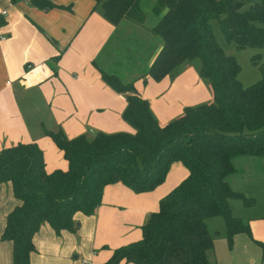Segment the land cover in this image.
<instances>
[{
    "label": "trees",
    "instance_id": "1",
    "mask_svg": "<svg viewBox=\"0 0 264 264\" xmlns=\"http://www.w3.org/2000/svg\"><path fill=\"white\" fill-rule=\"evenodd\" d=\"M28 1L39 8L54 5L51 0ZM140 1L94 0V9L113 25L124 19L142 26ZM246 1L156 0L152 6L157 20L150 31L162 46L145 74L159 81L197 59L199 75L213 92L211 102L185 107L179 117L160 125L133 82L101 72L111 88L125 93L122 117L134 132L96 131L69 138L59 124L41 123L42 133L68 163L67 169L51 172L45 170L43 152L34 141L0 150V184L9 182L18 201L0 235L12 243L11 264H31L33 236L41 224L57 233L73 231L76 213L96 212L104 186L120 182L136 193L151 191L175 161L188 169L187 177L161 197L158 209L141 226L140 239L114 249L103 264H216L208 258L213 240L206 225L214 216L223 218L229 248L236 234L251 236L248 222L233 214L230 200L249 206L255 199L235 190L227 178L237 170L234 158L264 159V63L260 79L243 86L236 58L224 52L211 25L216 19L224 39L237 50L261 49L264 0L244 8ZM256 243L264 255V242Z\"/></svg>",
    "mask_w": 264,
    "mask_h": 264
},
{
    "label": "crops",
    "instance_id": "2",
    "mask_svg": "<svg viewBox=\"0 0 264 264\" xmlns=\"http://www.w3.org/2000/svg\"><path fill=\"white\" fill-rule=\"evenodd\" d=\"M51 2L53 6L39 8L28 0H0V12L6 11L0 16V150L34 141L43 152L45 170L51 172L67 169L68 163L52 139L42 133L41 123L47 127L59 124L69 138L89 129L134 132L122 117L125 93L111 88L101 72L133 82L160 125L179 117L185 107L213 100L211 86L199 75L196 62L183 64L174 76L159 81L145 74L162 46L150 31L153 25L138 26L124 19L113 25L94 9V0ZM187 175L188 169L175 161L165 180L151 191L136 193L120 182L104 186L94 214H75L79 224L75 230L57 233L49 224H41L33 236L30 263L103 264L114 249L140 239L141 226L158 209L161 197ZM17 202L11 184L1 183L0 235L7 213ZM243 206L236 216L248 222L251 236L236 234L228 254L221 249L220 258H216L213 242L208 254L211 262L264 264L256 243L264 242V213H257L255 204ZM11 250L12 243L0 239V264H11ZM119 264L133 263L122 260Z\"/></svg>",
    "mask_w": 264,
    "mask_h": 264
},
{
    "label": "rangeland",
    "instance_id": "3",
    "mask_svg": "<svg viewBox=\"0 0 264 264\" xmlns=\"http://www.w3.org/2000/svg\"><path fill=\"white\" fill-rule=\"evenodd\" d=\"M254 1L255 0L246 1L244 8L248 7L249 3ZM155 2L156 0L140 1V7L145 14V22L147 26L153 25L157 20V17L152 13V6L155 4ZM211 25L216 41L223 48L224 52L226 54L233 55L236 58V61L239 64L237 78L241 84L243 86H248L260 79V65L264 63V46L261 49L247 47L237 50L233 43H229L224 39L219 27V23L216 19L211 21ZM156 37L159 38L158 36ZM195 62L198 64L197 59L189 63L193 65ZM44 114L45 111L41 109L40 115L44 116ZM234 165L237 170L234 174L229 176L227 180L231 183L234 189L244 191L247 197H254V204L257 205V213H264V159L252 156H241L234 158ZM230 204L232 206L233 213L235 215H240L242 208L244 207L243 203L239 199H231ZM250 206L251 205L247 206L246 208ZM206 224L208 232L214 242L216 258H220L218 253H221V249L224 254L227 255L229 247L226 241L225 224L223 218L221 216L209 217L206 219ZM254 252L256 257L258 256V259H260V254L257 253V251Z\"/></svg>",
    "mask_w": 264,
    "mask_h": 264
},
{
    "label": "built area",
    "instance_id": "4",
    "mask_svg": "<svg viewBox=\"0 0 264 264\" xmlns=\"http://www.w3.org/2000/svg\"><path fill=\"white\" fill-rule=\"evenodd\" d=\"M6 14V11L5 10H2L1 12H0V16H4ZM4 38V36H1V39H3Z\"/></svg>",
    "mask_w": 264,
    "mask_h": 264
},
{
    "label": "water",
    "instance_id": "5",
    "mask_svg": "<svg viewBox=\"0 0 264 264\" xmlns=\"http://www.w3.org/2000/svg\"><path fill=\"white\" fill-rule=\"evenodd\" d=\"M89 131H90L92 134L96 133V131L93 130V129H89ZM78 225H79V224L77 223V226H78Z\"/></svg>",
    "mask_w": 264,
    "mask_h": 264
}]
</instances>
